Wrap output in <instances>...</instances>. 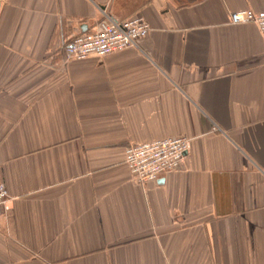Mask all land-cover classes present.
<instances>
[{"label": "crops", "instance_id": "0c3cea01", "mask_svg": "<svg viewBox=\"0 0 264 264\" xmlns=\"http://www.w3.org/2000/svg\"><path fill=\"white\" fill-rule=\"evenodd\" d=\"M0 1V264H264V37L229 20L264 0ZM101 11L148 37L66 59ZM180 135L131 179L128 145Z\"/></svg>", "mask_w": 264, "mask_h": 264}, {"label": "built area", "instance_id": "2783aa9c", "mask_svg": "<svg viewBox=\"0 0 264 264\" xmlns=\"http://www.w3.org/2000/svg\"><path fill=\"white\" fill-rule=\"evenodd\" d=\"M101 12L102 19L94 32L70 37L63 47L66 59L106 58L112 53L139 47L140 42L148 37L151 24L143 17L137 15L117 20L110 13ZM229 20L232 25L255 24L264 37V11L241 9L229 14ZM213 127L214 132L221 131L218 126ZM192 142L191 138L180 135L176 138L167 137L145 144L128 145L124 151V157L131 179L145 185L155 182L164 173L179 170L192 147ZM261 173L264 177L263 170ZM8 195L9 192L0 176V209L6 206L9 200Z\"/></svg>", "mask_w": 264, "mask_h": 264}]
</instances>
